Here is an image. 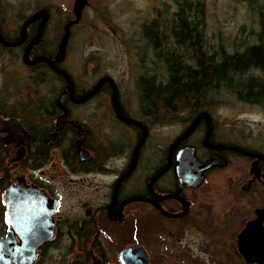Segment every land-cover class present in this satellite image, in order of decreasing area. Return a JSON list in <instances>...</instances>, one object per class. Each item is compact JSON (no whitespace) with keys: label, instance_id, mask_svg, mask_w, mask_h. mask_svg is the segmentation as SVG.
I'll use <instances>...</instances> for the list:
<instances>
[{"label":"flooded vegetation","instance_id":"flooded-vegetation-1","mask_svg":"<svg viewBox=\"0 0 264 264\" xmlns=\"http://www.w3.org/2000/svg\"><path fill=\"white\" fill-rule=\"evenodd\" d=\"M50 3L0 0V235L15 222L6 220V212L34 214L39 232L51 229L26 264H125L124 258L142 264H264L245 253L249 243L264 244L261 128L223 124L214 113L216 101L186 98L174 110L186 111L180 128L161 139V122L171 123L172 109L170 96L155 91L161 62L154 27L150 38L140 31L151 17L139 21L133 34L132 67L137 75L151 74L148 95L135 90L128 96L102 58L86 56L79 74L70 71L66 62L76 39L91 23L75 7ZM55 67L69 74L71 84ZM104 75L113 78L116 96L104 80L82 98ZM228 94L252 103L232 90L223 101ZM214 156L225 163L202 169ZM229 166L236 174L210 180L211 172ZM48 167L58 171L59 181L46 177ZM179 168L203 174L202 181L184 179ZM65 196L77 199L62 208ZM14 238L26 243L16 233Z\"/></svg>","mask_w":264,"mask_h":264},{"label":"rangeland","instance_id":"rangeland-1","mask_svg":"<svg viewBox=\"0 0 264 264\" xmlns=\"http://www.w3.org/2000/svg\"><path fill=\"white\" fill-rule=\"evenodd\" d=\"M35 1V0H34ZM53 0H41L51 2ZM60 6L75 7L77 14L83 16L91 23L89 29L80 30L85 37L77 38L78 44L74 52L67 60L66 65L70 71L79 74L81 61L86 56L95 57L104 63L103 68L120 83L122 93L135 96L134 75L136 68L132 67L135 62V38L138 22L155 15H163L175 7V0H55ZM204 6L203 28L208 43L215 44L218 39L225 43L241 44L249 43L259 32V10L264 11V0H199ZM51 4V3H50ZM58 8H54L57 11ZM255 10V11H254ZM248 38V39H247ZM84 56V58H83ZM100 58V59H99ZM224 92H216L209 102L216 101L214 113L223 117V124L247 122L253 130L261 128L264 133V110L261 108L239 102L232 94L225 96ZM219 99V104H218ZM212 106V105H210ZM186 113V111H184ZM183 110L172 111L171 123H162V135L160 138H169L176 134L182 123ZM237 123V125H239ZM235 173L234 167L229 166L217 172H211L210 180L230 177ZM46 177H54L59 181L58 171L45 168ZM90 176V175H89ZM88 176V178H90ZM220 188V187H219ZM222 192L221 190L218 191ZM217 193H213V197ZM209 197V198H210ZM77 199L63 198L62 208L69 207ZM235 260L232 264H242ZM203 264H215L211 260H204ZM224 264V263H217ZM231 264V263H226Z\"/></svg>","mask_w":264,"mask_h":264},{"label":"trees","instance_id":"trees-1","mask_svg":"<svg viewBox=\"0 0 264 264\" xmlns=\"http://www.w3.org/2000/svg\"><path fill=\"white\" fill-rule=\"evenodd\" d=\"M246 1L253 6V0ZM258 12L259 32L249 43L239 45L219 39L208 43L203 28L204 6L199 0H175L170 12L143 23L140 31L147 38L149 27H154L156 60L161 62L155 73L156 95L170 96L174 111L186 103V98L205 101L216 92L232 90L264 110L259 102L264 99V11ZM149 76V72L134 75L137 95H148Z\"/></svg>","mask_w":264,"mask_h":264},{"label":"water","instance_id":"water-1","mask_svg":"<svg viewBox=\"0 0 264 264\" xmlns=\"http://www.w3.org/2000/svg\"><path fill=\"white\" fill-rule=\"evenodd\" d=\"M40 11L46 12V10H40ZM40 13H43V12H40ZM55 69L59 73L63 74L67 78L68 83L71 84L70 76L66 71H64L63 69L58 68V67H55ZM104 80H109L112 83L113 90H114L113 95L115 97L116 96V87H115L114 80L111 76L104 75L101 78H99V80L97 81L95 86L87 94L83 95L82 98H86V97L90 96L92 93H94L97 90L100 83ZM123 118L128 120V121H133L130 118H126V117H123ZM195 123H196V120L192 124V126ZM190 128H192V127H190ZM142 138H143V135L141 136V140H142ZM141 140L137 144L136 151L138 150V148L141 144ZM189 152L191 154H193V147H190ZM136 154H137V152L135 153V155ZM217 159H218V157L214 156L213 159L209 163H207L206 165H204L202 167V169L208 168L215 163H218V164H224L225 163V160L223 158L222 159L220 158L221 160H217ZM195 161H196V159H195ZM200 170H201V168H200ZM179 172H180L181 177H183L184 179H196L197 183L201 182L202 178H203V174H196V173L189 174L186 170L184 171V169H182V168H179ZM10 190H11V188L3 191L2 196L5 197V194H9ZM16 194L20 195V191H16ZM5 215H6V220L10 216V217H13L15 219V222L13 221L14 223H12L14 228L12 227L7 232V234L5 236L0 235V264H8L12 261L15 262L16 264L30 263L32 261V259H34V256H35V254H34L35 246L39 242H41L43 239H46L51 235V229L45 228L44 230H41L39 232L38 231L39 229L34 226L35 220H36V218L34 217V214H31L28 212H26V214H25L26 216L23 215V213H21V212H12V213L6 212ZM23 225H24V227H23ZM15 233L18 235L20 240L22 238H24V240L26 239L25 240L26 243L23 244L22 241H18V242L15 241V238H14ZM138 248H139V250H142L145 252L143 247L138 246ZM129 250H131V248L124 249L121 252V255H124V257H126L128 255L127 253ZM4 253L6 254V256L4 255ZM245 253H246L247 257L250 258L251 260L260 259V261L264 263V244H263V242L256 241V242H252V244L249 243L245 248ZM143 258L145 260H147V255H143ZM24 260H26L27 262H24ZM130 260L131 259L127 260L126 258H124L123 261L125 264H142L141 260H140V262L130 261Z\"/></svg>","mask_w":264,"mask_h":264}]
</instances>
